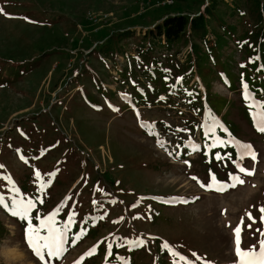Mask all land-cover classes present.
<instances>
[{"label":"rangeland","instance_id":"1","mask_svg":"<svg viewBox=\"0 0 264 264\" xmlns=\"http://www.w3.org/2000/svg\"><path fill=\"white\" fill-rule=\"evenodd\" d=\"M210 2L0 0V193L10 199L15 185L21 195L43 200L34 217L63 205L57 221L75 213L76 226L92 230L80 243L67 244L51 264H173L177 258L162 248L165 241L195 264L202 262L193 253L212 264H234L233 228L242 217V247H258L256 229H264L259 211L264 133H256L243 117L239 89L213 85L231 99L229 118L257 159L217 162L194 150L201 143L199 130L188 126L195 119L182 99L166 106L138 105L126 86L137 77L147 83L146 76L138 71L124 85L121 75L149 29L170 15L195 16ZM122 34L127 38L116 40ZM124 44L127 53H117L116 46ZM187 46L158 53L184 61ZM15 66L24 68L21 75ZM238 166L254 168L255 174L238 173ZM230 173L244 183L215 190L216 181L231 183ZM201 183H211L212 190ZM85 219L92 225L85 226ZM24 227L0 208V264H41L24 241ZM138 239L142 247L125 242ZM108 243L112 256H107ZM93 247L95 253L86 255Z\"/></svg>","mask_w":264,"mask_h":264},{"label":"trees","instance_id":"2","mask_svg":"<svg viewBox=\"0 0 264 264\" xmlns=\"http://www.w3.org/2000/svg\"><path fill=\"white\" fill-rule=\"evenodd\" d=\"M202 10L195 16L170 15L154 29H149L142 37L147 45L142 46L140 42L137 57L127 56L129 63L123 68L122 80H125V85L129 77L137 76L138 71L146 76L147 83L137 77V83L126 86L130 89V99L138 105L166 106L174 103L175 98L182 99L183 107L195 119L188 126L199 130L201 143H196L195 147L201 149L204 159L212 157L217 162H237L241 151L239 143H243V139L236 122L229 118L231 99L214 91L213 85L218 81L230 91L239 89L243 117L260 134L253 121V113L264 111L259 107L264 104V0H211ZM127 34L117 35L116 40L127 38ZM113 44L105 49L112 50L108 48ZM126 46H116L119 49L117 53L126 54ZM186 46L184 61L176 58L175 54H168L174 48L179 51ZM101 48L103 50V46ZM162 48H166L168 53L160 55L158 52ZM236 54H241L239 60L235 58ZM111 57L115 62L116 56L111 54ZM16 69V74L21 75L24 71L20 66ZM196 75L199 80L195 79ZM4 81L7 82V79ZM245 83L249 93L247 101L244 98ZM200 84L205 89H201ZM249 105H252L251 110ZM218 117L221 119L218 120ZM213 121H218L214 132L216 142L228 141L226 146L206 147L212 143L206 135V125H211ZM216 153L223 159H217ZM58 222L62 223L61 220ZM91 222L85 219L83 223L91 226ZM34 224L38 225L35 219ZM81 229L85 230L84 234L73 243ZM91 232L89 228L76 226L74 221L66 235L65 249L67 244L80 243Z\"/></svg>","mask_w":264,"mask_h":264},{"label":"snow or ice","instance_id":"3","mask_svg":"<svg viewBox=\"0 0 264 264\" xmlns=\"http://www.w3.org/2000/svg\"><path fill=\"white\" fill-rule=\"evenodd\" d=\"M182 79V78H181ZM227 82V81H226ZM245 92L244 98L247 101L249 99L248 93V85L245 83L243 85ZM163 99V98H162ZM250 110L252 105H249ZM260 108L264 109V104L259 105ZM253 121L257 128V130L261 133H264V111H258L253 113ZM218 124V121H213L211 125H206L207 132L206 135L212 140V143L208 144L206 147L214 148L218 146H226L228 141L219 140L217 143V138L214 136L215 127ZM142 127H147V124L142 123ZM183 131V130H181ZM150 135H155V133L149 132ZM157 144L161 147H165V143L161 142L159 139L157 140ZM240 151V159L243 160L245 156L251 157L253 161L257 159V154L255 150L252 148L250 144L246 143H239ZM194 150H198V146L194 148ZM172 155V153H169ZM217 159H223L219 153H216ZM230 158V157H229ZM187 164L188 161H185ZM235 163V161H234ZM190 166V165H189ZM3 167V166H0ZM238 173H243L245 175H254L255 169H247L242 166H238ZM36 177L39 179L41 177V173L36 171ZM54 175V173L52 174ZM229 178L231 183L224 184L222 182L216 181L219 187L215 190L218 191H225L227 188H234L237 184H243L244 180L241 179L239 174H229ZM192 179L197 180L198 178L192 177ZM212 181H215V175L211 174ZM45 185L41 183L40 190H43ZM201 187L211 189V183L205 185L201 183ZM10 192L12 193L10 199L6 198V196L0 193V208H2L8 215L18 219L19 221L25 224L24 227V241L28 248L32 251V254L41 262V264H51L53 259H59L62 257L63 253L65 252V242H66V235L70 226L74 223L75 213H70L68 215L67 221L60 223L57 221L56 217L60 212V208L63 206L57 207L55 210L44 216L43 218L37 214L35 217L33 216V212L37 210V204L43 203V200L40 197L31 198L25 197L20 194V190L13 185L10 188ZM70 199V197L68 198ZM171 202V201H169ZM183 203H187L188 201H181ZM261 216L260 222L264 223V206H261L259 209ZM249 220L253 223L256 222L255 218L252 216L251 212L246 213ZM103 218V217H101ZM38 221V225L33 223V220ZM244 224V218L242 217L240 223L233 228V236H234V255L235 261L234 264H264V229H256V232L259 233L260 239L258 240V247L257 245H251L249 248L242 247V240H241V232L242 226ZM231 227V225H229ZM251 228V225H248ZM85 230L81 229V233L77 234L76 237L73 239V243L76 240L80 239L81 236L84 234ZM128 243L129 247H142L144 241L142 239H138L136 241H125ZM121 245H117L119 247ZM163 249H167L168 252L176 257L177 259L173 260V264H195L194 261L189 260L187 257L183 256L179 252H176L166 241L162 245ZM113 244H107V256H112L113 252ZM96 247H93L89 250L86 255L91 256L95 253ZM196 257V261H201L202 264H212V262L204 260V258L199 257L196 253L192 254ZM83 259V257H81ZM116 259L121 261L124 260L123 257L117 256ZM75 264H80V261H76Z\"/></svg>","mask_w":264,"mask_h":264}]
</instances>
